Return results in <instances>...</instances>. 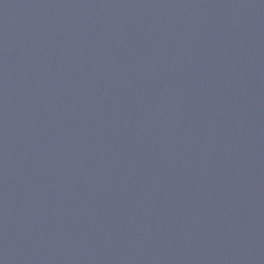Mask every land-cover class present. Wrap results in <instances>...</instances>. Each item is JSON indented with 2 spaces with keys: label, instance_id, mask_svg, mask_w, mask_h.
<instances>
[{
  "label": "water",
  "instance_id": "1",
  "mask_svg": "<svg viewBox=\"0 0 264 264\" xmlns=\"http://www.w3.org/2000/svg\"><path fill=\"white\" fill-rule=\"evenodd\" d=\"M0 264H264V0H0Z\"/></svg>",
  "mask_w": 264,
  "mask_h": 264
}]
</instances>
